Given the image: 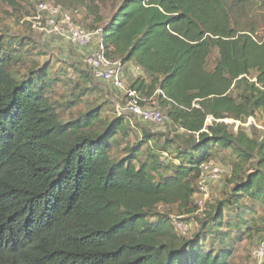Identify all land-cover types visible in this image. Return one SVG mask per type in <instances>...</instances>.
Segmentation results:
<instances>
[{"label":"trees","instance_id":"16d2710c","mask_svg":"<svg viewBox=\"0 0 264 264\" xmlns=\"http://www.w3.org/2000/svg\"><path fill=\"white\" fill-rule=\"evenodd\" d=\"M75 2L101 24L89 30L94 52L102 43L116 68L139 67L127 87L168 106L176 133L147 160L138 148L113 156L127 113L109 121L96 107L63 120L47 94L46 66L19 78L0 36V264H231L232 247L207 251L201 243L208 232L221 236L226 211L239 208L246 222L242 199L264 206V135L254 123L235 133L226 122L264 114V0ZM222 149L240 158L228 180L234 187L196 217L195 235L183 236L158 207L188 208Z\"/></svg>","mask_w":264,"mask_h":264},{"label":"rangeland","instance_id":"374dc122","mask_svg":"<svg viewBox=\"0 0 264 264\" xmlns=\"http://www.w3.org/2000/svg\"><path fill=\"white\" fill-rule=\"evenodd\" d=\"M13 1L14 3L9 0H0V36L4 39L6 53L14 57L13 69L19 78L28 75L38 76L39 71L46 66L52 83L47 94L65 121L72 118H83L90 109L96 107L100 109L102 119L109 121L126 112L128 132L127 134L119 133L116 136L111 150L112 155L119 159L128 156L132 148H138L142 160L149 159V154L154 151L164 150L162 145L176 133L170 121L145 124L127 110L120 111L118 108V105L123 108L126 105L125 92L116 89L106 81L96 78L90 81L87 78V71L90 69L86 59L95 50L96 38L92 44L79 45L69 39L66 40L67 36L57 37L53 36L49 30L35 28L32 22L38 3L46 1L60 6L63 13L77 25L93 30V27L101 24L88 6L77 3L75 0ZM92 33L93 37H96V32ZM260 34L264 36V29ZM217 58L218 53L215 51L209 62L210 69L215 65ZM121 71L123 80L129 84L143 74L142 70L133 64L122 67ZM155 100L156 106L167 115L168 106L164 105V107L160 104L158 98ZM226 122L230 130L235 133L241 128L249 130L250 124L254 123L257 131L264 135V114L261 112L243 124L232 119H227ZM104 127V123H98V129L101 130ZM144 132H149L148 135L152 137L147 138ZM175 148L176 145H173L172 158L169 162L176 166L179 161L173 154ZM238 161L240 158L231 149L220 150L214 163L208 165L202 177L195 182L196 192L188 208H180L177 204H162L158 207V211L160 214H168L172 219L176 218L177 229L183 236L195 235L200 229V222L196 217H202L208 206L217 200L226 198L231 188L234 187V183L230 184L228 180H232L233 163ZM213 168H218L217 180L210 178ZM250 168L253 167L246 165L244 171L247 172ZM235 181L239 182L240 178H236ZM203 188H206L208 196L200 206L198 202L204 199ZM242 202L244 205H241V215L243 214L247 223L240 221L239 208L235 207L230 212L226 211L225 224L219 227V233L225 238V243L221 242V236L208 232L204 235L201 245L207 251L232 247V255L229 258L231 264H264V253L261 251L263 248H260L264 244V206L259 201H252L248 198L242 199ZM190 210L194 212H189ZM180 224H183V228H179Z\"/></svg>","mask_w":264,"mask_h":264},{"label":"built area","instance_id":"2783aa9c","mask_svg":"<svg viewBox=\"0 0 264 264\" xmlns=\"http://www.w3.org/2000/svg\"><path fill=\"white\" fill-rule=\"evenodd\" d=\"M32 22L35 28L41 30H49L54 35L67 36V39L79 45L90 44L94 37L93 33L80 25H77L70 17L63 13L60 6L50 4L46 1H41L37 5L36 12L32 17ZM89 67L94 71L96 78L106 81L114 87L121 89L127 94L124 108L118 105L120 111L128 110L139 119L149 123H164L169 120V117L156 106L154 97L147 98L141 95L138 91L128 88L123 80V75L120 68H116V63L112 62L105 52L104 45L101 43L96 52L87 58ZM237 123H240L237 121ZM219 177L218 168H213L210 178L217 180ZM203 197L198 205H202L207 198V190L203 188ZM183 228V224L179 225ZM185 230L186 227H185ZM264 253V244L260 246Z\"/></svg>","mask_w":264,"mask_h":264}]
</instances>
